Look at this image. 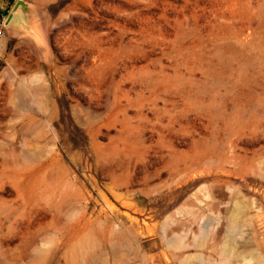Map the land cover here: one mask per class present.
<instances>
[{
    "label": "rangeland",
    "instance_id": "rangeland-1",
    "mask_svg": "<svg viewBox=\"0 0 264 264\" xmlns=\"http://www.w3.org/2000/svg\"><path fill=\"white\" fill-rule=\"evenodd\" d=\"M0 15V264H264V0Z\"/></svg>",
    "mask_w": 264,
    "mask_h": 264
},
{
    "label": "built area",
    "instance_id": "built-area-1",
    "mask_svg": "<svg viewBox=\"0 0 264 264\" xmlns=\"http://www.w3.org/2000/svg\"><path fill=\"white\" fill-rule=\"evenodd\" d=\"M0 35H2V18L0 17Z\"/></svg>",
    "mask_w": 264,
    "mask_h": 264
},
{
    "label": "bare ground",
    "instance_id": "bare-ground-1",
    "mask_svg": "<svg viewBox=\"0 0 264 264\" xmlns=\"http://www.w3.org/2000/svg\"><path fill=\"white\" fill-rule=\"evenodd\" d=\"M0 17L2 18V16L0 15ZM3 22V20H2ZM2 34H3V24H2ZM1 36V35H0ZM231 241V240H230ZM227 246V245H226ZM225 251V250H224Z\"/></svg>",
    "mask_w": 264,
    "mask_h": 264
}]
</instances>
